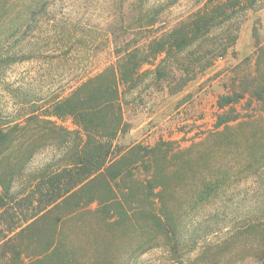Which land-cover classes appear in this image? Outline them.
I'll use <instances>...</instances> for the list:
<instances>
[{
	"label": "trees",
	"instance_id": "trees-1",
	"mask_svg": "<svg viewBox=\"0 0 264 264\" xmlns=\"http://www.w3.org/2000/svg\"><path fill=\"white\" fill-rule=\"evenodd\" d=\"M95 1L61 0L78 7L61 20V57L87 44L74 39L81 27L83 36L95 31L94 43L101 36L88 28ZM106 1L114 21L106 37L123 40L116 62L46 109L26 95L9 113L5 75L34 58L25 47L58 0H0V264H145L157 252L160 264H264V115L257 109L264 107V39L257 27L253 55L223 72L213 130L186 148L118 143L130 130L121 86L131 93L152 76L172 94L183 91L235 55L242 22L264 0H196L172 21L181 0ZM243 100L249 112L235 116ZM48 148L61 157L34 168Z\"/></svg>",
	"mask_w": 264,
	"mask_h": 264
},
{
	"label": "rangeland",
	"instance_id": "rangeland-1",
	"mask_svg": "<svg viewBox=\"0 0 264 264\" xmlns=\"http://www.w3.org/2000/svg\"><path fill=\"white\" fill-rule=\"evenodd\" d=\"M107 4L106 0L95 1L89 9V14L94 13V15L88 18V21H91V23L88 22L90 24L88 28L101 33V36L96 38L97 42L94 43L95 31L90 33L93 34L91 36H83L80 32L81 27L74 39L85 38L87 44L77 45L69 54L61 57L63 45L61 20L69 15L74 7H78L70 3L61 4V0H58L54 7V15H51L55 16L56 20L50 19V16L36 26L32 32L31 42L25 47L34 55V58L12 66L5 75L6 87L2 88V96L9 113L15 111L20 102L18 100L22 101L26 95H28L26 96L27 101L30 100L31 103H36L37 106L46 109L51 99L61 97V93H69L71 88H75L83 79L100 73L112 62H116L115 47L122 46L123 40L120 39L113 43L112 37H106V31L114 22L112 18L107 17ZM195 4L196 0H181L172 11L169 18L171 20L168 21L186 13ZM255 27L259 29L260 38L264 39V7L250 14L242 22L235 46V55L229 53L224 59H219L212 69L177 94L170 93L167 83L156 82L155 77L152 76H149L140 88L131 93L124 92L121 86L125 120L130 130L119 137L118 143L125 147L137 143L153 146L164 141L171 142L176 147L186 148L198 139L197 137L213 130L221 114L217 102L225 94L224 86L227 85L223 80V72L253 55ZM102 34L105 37H102ZM120 36L124 38L123 34ZM145 38L143 41L146 40ZM149 68L151 67L145 66L144 70ZM228 84L230 85V82ZM247 104L248 100H243L240 105L238 104L235 107L237 111L235 116L237 113L242 117L246 116L249 112ZM257 109L264 115L263 106H257ZM66 123L73 126L70 119L66 120ZM60 157L59 149H44L36 155L32 166L41 168ZM249 190L248 193L253 195V190ZM161 258V253H152L144 257L143 262L160 264ZM242 264L254 263L248 261Z\"/></svg>",
	"mask_w": 264,
	"mask_h": 264
}]
</instances>
